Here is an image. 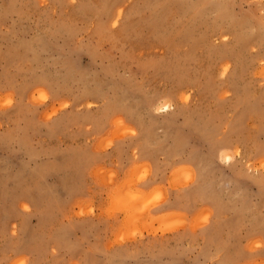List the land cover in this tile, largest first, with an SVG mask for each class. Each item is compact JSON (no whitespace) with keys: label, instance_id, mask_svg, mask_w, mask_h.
Instances as JSON below:
<instances>
[{"label":"rangeland","instance_id":"374dc122","mask_svg":"<svg viewBox=\"0 0 264 264\" xmlns=\"http://www.w3.org/2000/svg\"><path fill=\"white\" fill-rule=\"evenodd\" d=\"M0 264H264V0H0Z\"/></svg>","mask_w":264,"mask_h":264},{"label":"bare ground","instance_id":"6f19581e","mask_svg":"<svg viewBox=\"0 0 264 264\" xmlns=\"http://www.w3.org/2000/svg\"><path fill=\"white\" fill-rule=\"evenodd\" d=\"M228 71V68L227 66H224L223 69H222V74L225 75ZM171 107V105L169 104H163L161 106V108H156L155 111H158V112H162L163 110H169V108ZM117 205V204H116ZM112 207V206H111ZM117 207V206H116ZM124 208V207H123ZM110 209V208H109ZM120 209V208H119ZM125 209V208H124ZM130 209V208H129Z\"/></svg>","mask_w":264,"mask_h":264}]
</instances>
